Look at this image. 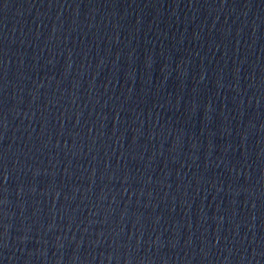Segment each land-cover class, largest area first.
<instances>
[{
    "label": "water",
    "instance_id": "1",
    "mask_svg": "<svg viewBox=\"0 0 264 264\" xmlns=\"http://www.w3.org/2000/svg\"><path fill=\"white\" fill-rule=\"evenodd\" d=\"M0 264H264V0H0Z\"/></svg>",
    "mask_w": 264,
    "mask_h": 264
}]
</instances>
